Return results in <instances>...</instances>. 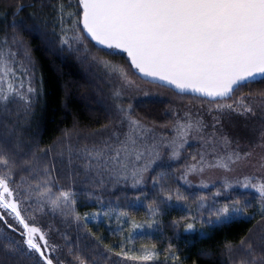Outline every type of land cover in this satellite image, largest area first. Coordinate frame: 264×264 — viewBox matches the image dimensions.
Returning <instances> with one entry per match:
<instances>
[{
  "label": "trees",
  "instance_id": "trees-1",
  "mask_svg": "<svg viewBox=\"0 0 264 264\" xmlns=\"http://www.w3.org/2000/svg\"><path fill=\"white\" fill-rule=\"evenodd\" d=\"M69 12H78L76 0H0V48L16 54L12 64L17 83L21 79L24 81L23 91H27L29 83L35 89L27 108L18 99L9 102L6 111L0 108V152L12 163L13 180L17 182L11 186L20 191L21 177L30 180L29 172L33 169H53L52 177L57 187L71 188L76 193L75 211L81 217L77 222L74 214L53 213L46 205H38L35 201L23 203L26 212L22 214L26 218L34 217L29 223L40 227L47 233L49 242L58 246L53 256L54 264H77L74 256L69 255V248L74 252L79 250L92 264H113V261L130 264L115 256L121 246L137 251L154 247L160 253L155 264H164L169 250L179 260L169 259L167 264H239L242 258L238 250L240 241L249 240L256 247L264 236V221L259 214L250 220L235 218L217 226L201 224V218L211 219L201 203H214L180 178V171L189 161L186 153L191 150H183L178 162L163 157H159L163 160H154L144 172L142 182L135 187L133 179L130 176L125 179L123 173L105 169L103 174H98L100 170L96 168L86 172L83 149L102 146L104 141L114 144L113 133L123 139L126 122L121 123L120 107L127 109L131 105L133 117L151 130L140 141L146 143L154 140V136L168 134L173 123L169 100L183 103H204V100L178 95L141 80L129 67L124 54L118 51L107 55L110 50L98 51L87 42L88 53L76 50L83 45L71 49L62 46L61 21L71 26L72 20L77 18L75 15L69 17ZM99 61L123 68L130 81L156 89L163 97L133 95L132 100L122 101L120 96L114 103L105 67ZM260 92H264V83L251 84L237 91L232 99ZM145 147L148 146L145 144L141 150ZM45 150H48L47 155ZM177 191L184 197L179 201ZM169 193L172 200L164 201V195ZM150 208H156L155 215ZM86 213H99V216L85 223ZM0 214L7 221H0V234L23 246V237L8 227L12 225L23 230L14 216L4 209H0ZM110 214L119 217L116 225L109 218ZM193 217L195 229L205 235L185 232L186 224L193 222ZM153 221V228L145 227L144 233L127 239L134 232L132 223L147 225ZM174 222L176 227H173ZM226 243L234 247L231 256L225 251ZM14 248L15 245L0 238V264H34L32 258L15 252Z\"/></svg>",
  "mask_w": 264,
  "mask_h": 264
},
{
  "label": "snow or ice",
  "instance_id": "snow-or-ice-1",
  "mask_svg": "<svg viewBox=\"0 0 264 264\" xmlns=\"http://www.w3.org/2000/svg\"><path fill=\"white\" fill-rule=\"evenodd\" d=\"M78 12L67 15L77 18L72 20L71 26H66L61 21L62 35L60 44L67 45L70 49L76 45L84 47L77 51L89 52L87 43L95 42L100 46L97 50H110L107 55L115 52L126 53L128 65L143 77L151 78L150 82H163L174 87L181 93L191 92L199 97L206 98L204 103L214 105L208 111L224 114L230 118L231 114L238 116H257L259 108L261 123L264 124V92L256 95L251 93L233 100L234 94L251 84L264 83V0H76ZM71 33V35L69 34ZM15 53L0 48V108L7 110V104L15 99L22 101L27 108L31 104V94L35 89L29 83L27 91L23 79L17 83V75L12 64ZM87 58V57H85ZM95 61L96 57H92ZM110 75H116L124 85H131L128 73L117 65L107 61H99ZM119 98L121 91L114 92ZM225 101H232L227 103ZM121 123H127L128 132L124 138L113 133L115 143L102 142V146H94L82 150L86 163V172L93 168L99 169L98 174H103L107 169L116 174H124L133 179V187L139 185L143 173L148 171L153 160L158 155L155 145L141 150L140 141L151 130L146 128L138 119L133 117L132 106L127 109L120 107ZM216 124L220 123L218 117L214 118ZM231 123V120L229 119ZM200 121L177 119L174 128L176 137L170 142L173 158L179 156V150L187 143L189 131H199ZM215 127V124L213 125ZM215 136V133H213ZM264 139V133H262ZM215 152L217 148L224 149L216 163L209 165L230 170V165L247 158L250 153L229 151L232 144L228 135L222 134L215 140L206 141ZM48 150H45L47 155ZM134 156V160L131 157ZM149 157L147 163L137 166L136 162ZM193 160H196L193 157ZM205 154H200L196 163L190 164L185 170L189 172L203 171ZM199 166V167H198ZM264 167V165H262ZM12 163L7 155L0 152V209L13 215L18 225L23 229L8 225L13 231L23 237V246L11 237L0 238L15 245L14 251L26 255L34 260V264H54L53 256L58 246L49 242L47 233L40 227L29 223L22 212L25 201H35L38 205H46L50 211H59L63 215L74 214L77 222L81 217L75 211L76 193L71 189L58 188L52 177L53 169L48 167L33 169L29 172L31 179L21 177L20 191L11 185L17 183L13 180ZM256 178L245 177L240 185L244 189H251L258 194L261 201L260 216L264 221V179L253 182ZM231 185H226L230 187ZM206 187V185H204ZM54 189H56L54 191ZM217 196L221 193H216ZM19 197V198H18ZM172 194L164 195V201H171ZM177 191L176 199H183ZM139 203V200H137ZM203 207V205H201ZM248 207L247 202L241 207L238 203H225L223 207H216L210 212L215 220L200 219L201 224L217 226L232 222L236 217L244 214ZM149 211L155 215L156 208ZM122 215H126L123 213ZM99 213L85 214L84 221L96 219ZM185 226V232H196L194 223ZM246 219H252L251 216ZM0 221L5 220L0 214ZM155 221L144 224L132 223L131 228L142 230L151 229ZM176 227V222L173 223ZM131 233L127 239H131ZM226 253L231 256L234 247L230 243L224 245ZM257 248L260 249L257 252ZM238 250L242 253L239 264H264V236L260 237L256 247L249 240H241ZM69 255H73L77 264H92L91 260L82 255L79 250L69 248ZM111 251V248H109ZM160 253L153 248H142L139 251L121 246L115 253L121 261L130 264H155ZM38 257V258H37ZM171 259L174 262L179 257L165 256L164 264ZM113 264H118L113 261Z\"/></svg>",
  "mask_w": 264,
  "mask_h": 264
},
{
  "label": "rangeland",
  "instance_id": "rangeland-1",
  "mask_svg": "<svg viewBox=\"0 0 264 264\" xmlns=\"http://www.w3.org/2000/svg\"><path fill=\"white\" fill-rule=\"evenodd\" d=\"M104 72L106 74L108 84L112 88L111 100L114 103L118 100V98L114 96V92L117 90L121 91L122 101H126L128 98L133 97V95L135 97H163L162 93L156 89H147L145 84L132 82L130 86L124 85L116 75H110L106 69ZM130 99L132 100V98ZM169 103L173 111V123L168 130V134L164 137L154 136V140H150L148 142L146 141V143L140 142L142 147L145 146V144L148 146L147 148H151L155 145L156 153H158V155L152 157V160H158L159 157H163L170 162H178L181 160L183 150H191L189 153H186L190 158H187L189 161L185 163L183 170L180 171V178L185 185L189 187L194 186L199 193L206 196L208 200L213 201L214 205H209L208 203H205V201L201 203V205L207 208L205 213H207L212 220H215V216L210 215L213 208L223 207L225 203H238L241 207H243L245 202H247L248 207L244 214L236 218H245L249 216L256 217L259 215L262 205L258 198V194L251 189H244L238 182H242L245 177L256 178L253 182L264 179V167H262V165H264V139H262L264 124L261 123L262 118L259 115L261 110L259 108L256 109L257 116L255 117H242L233 113L229 118L228 116L216 113L215 111L209 112V107L214 108V105L192 102L183 103L175 100H169ZM115 105L117 106L118 104ZM215 117L219 118V124H216L214 119ZM178 118H180L182 123L186 120H191L193 122L200 121L202 123L199 131L194 129L189 131V134L186 137L187 143H185L179 150V156L177 158H173L170 142L177 135L174 125ZM229 119L231 120V123L229 122ZM214 124L215 127H213ZM125 130L127 133V123ZM213 133H215V136H213ZM222 134L228 135L232 141L229 151H239L242 156L244 153H250L247 158L230 165V170L209 166L215 164L217 159L224 155V149L217 148L214 152L212 147L205 142L215 140ZM201 153L205 154V165L203 171L189 172L185 179L184 176L187 166L196 163V161L200 159ZM193 157H195L196 160H193ZM131 159L134 160V156L131 157ZM148 159L149 157L146 156L141 161L136 162V165L138 167L142 166L147 163ZM204 185H206V187H204ZM226 185L231 186L226 187ZM218 192L221 193V195L217 196L216 193ZM109 218L112 220L114 225H116L119 217L117 215L110 214ZM144 232V229L136 230L135 232H131V235L141 234Z\"/></svg>",
  "mask_w": 264,
  "mask_h": 264
},
{
  "label": "water",
  "instance_id": "water-1",
  "mask_svg": "<svg viewBox=\"0 0 264 264\" xmlns=\"http://www.w3.org/2000/svg\"><path fill=\"white\" fill-rule=\"evenodd\" d=\"M91 43H92L96 48H100V46L95 45V42H91ZM105 50H107V49H105ZM120 53H121V52H120ZM122 54H124L125 58L127 59V55H126V53H122ZM133 70H134V69H133ZM134 71H135V73L137 74V76H138L141 80L146 81V82H148V83H150V84H155V85H158V86L164 87V88H166V89H169V90H171L172 92H174L175 94H178V95H184V96H191V97L200 98V99H203V100L206 99V98H204V97H199L198 94L191 93V92H184V93H181V92H179L178 90H176L174 87H172V86H168V85L164 84L163 82H155V83L150 82V79H151V78L143 77V76H142L141 74H139L136 70H134Z\"/></svg>",
  "mask_w": 264,
  "mask_h": 264
}]
</instances>
